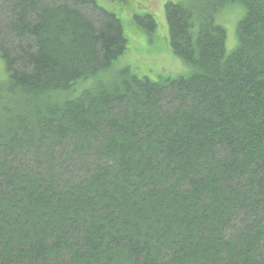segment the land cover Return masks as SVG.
Masks as SVG:
<instances>
[{
    "label": "trees",
    "instance_id": "1",
    "mask_svg": "<svg viewBox=\"0 0 264 264\" xmlns=\"http://www.w3.org/2000/svg\"><path fill=\"white\" fill-rule=\"evenodd\" d=\"M165 8L192 73L152 81L96 0H1L0 264H264V0Z\"/></svg>",
    "mask_w": 264,
    "mask_h": 264
},
{
    "label": "rangeland",
    "instance_id": "2",
    "mask_svg": "<svg viewBox=\"0 0 264 264\" xmlns=\"http://www.w3.org/2000/svg\"><path fill=\"white\" fill-rule=\"evenodd\" d=\"M169 1L190 2V0H96L99 6L114 12L119 17L128 40L127 50L116 62L113 71L128 67L138 77H147L152 81L189 76L192 73L191 67L176 57L170 48L165 8ZM231 7H227L228 10L222 12L217 19L218 24L227 31L226 52L228 55L237 47V25L243 16L242 9L236 6ZM147 14L152 15L157 24V29L151 37L146 34V27L134 21L136 16L144 17ZM6 75L4 62L0 58V82L6 80ZM94 84L93 80L84 82L75 95Z\"/></svg>",
    "mask_w": 264,
    "mask_h": 264
}]
</instances>
